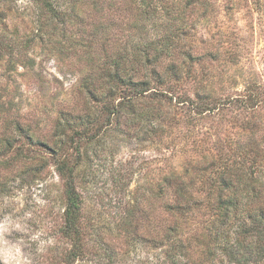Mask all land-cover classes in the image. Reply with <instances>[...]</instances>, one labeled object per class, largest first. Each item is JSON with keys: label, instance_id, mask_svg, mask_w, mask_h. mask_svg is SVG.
<instances>
[{"label": "rangeland", "instance_id": "374dc122", "mask_svg": "<svg viewBox=\"0 0 264 264\" xmlns=\"http://www.w3.org/2000/svg\"><path fill=\"white\" fill-rule=\"evenodd\" d=\"M77 1L63 3L68 16L60 21L33 0L0 3V264H154L153 222L163 214L154 189L163 173L187 170L198 186L202 171L216 177V169L256 150L264 178V0H153L149 18L138 0ZM141 24L149 33L170 32L179 55L170 99L150 105L167 123L159 133L146 131L137 111L148 106L139 103L135 113L109 122L100 115L99 132L79 142V156L74 143L66 145L77 162L85 250L67 263L72 242L61 231L66 198L55 123L88 113V42L102 60L104 49L139 39ZM20 43L33 66L10 58ZM183 98L208 99L211 108L197 114ZM76 127L88 136V123ZM212 213L203 208L185 220L193 255L200 248L193 235L207 231Z\"/></svg>", "mask_w": 264, "mask_h": 264}, {"label": "trees", "instance_id": "16d2710c", "mask_svg": "<svg viewBox=\"0 0 264 264\" xmlns=\"http://www.w3.org/2000/svg\"><path fill=\"white\" fill-rule=\"evenodd\" d=\"M7 1L12 0H0V3ZM33 1L48 17L59 21L68 16L61 7L63 3H79L77 0ZM138 1L140 13L145 18L153 15L156 9L153 0ZM42 28L43 25L39 23L37 32H41ZM138 29L139 39L131 40L129 36L118 51L109 52L104 49L102 60L97 55L98 49L88 42L90 71L88 83L84 87L90 103L88 113L73 117L78 121L63 116L55 123L54 135L58 136V140L54 142L53 151L58 156L56 168L64 179L66 198L61 231L72 242L65 255L67 263L83 257L85 250L83 229L79 224L80 198L75 184L77 162L70 158L66 145L74 143L79 156V142L99 132L96 123L100 115H106L109 122L135 113L139 103L148 106L137 111L138 122L147 123L146 131L159 133L167 123L168 115L158 108L152 109L154 107L150 105L170 99L167 87L172 80L179 78L178 65L173 56L179 55H174L175 51L172 50L173 36L170 32L162 35L149 33L144 24L138 26ZM24 48L26 45L23 43L14 45L10 58H16L23 66L31 67L34 60L26 55ZM186 100H190L197 114L211 108L208 99L194 101L183 98L181 101ZM95 104H101L102 110L95 108L91 112L89 108ZM152 121L156 124L152 125ZM84 123H88V136L76 127ZM109 126L108 123L106 128ZM19 129L21 127L17 126L16 130ZM7 143L8 148L12 147L10 141ZM251 144L249 142L248 145ZM250 152L240 157L238 165L216 169V177L202 171L203 178L198 186L193 185L194 175L188 176L187 170L163 173L154 189L155 198L163 212L158 211L154 218L150 239L157 251L154 264H264V178L261 177L259 165L254 163L258 151H253L254 155ZM191 188H196V191L201 189L206 195L214 193V197L209 199L196 196L192 194ZM203 208L213 210L212 218L208 221L210 226L207 231L193 235L196 246L200 247L193 255L191 243L187 237H183L182 230L186 218Z\"/></svg>", "mask_w": 264, "mask_h": 264}]
</instances>
